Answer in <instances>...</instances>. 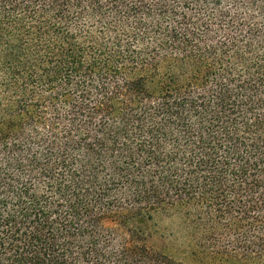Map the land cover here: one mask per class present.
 Segmentation results:
<instances>
[{"label": "trees", "instance_id": "obj_1", "mask_svg": "<svg viewBox=\"0 0 264 264\" xmlns=\"http://www.w3.org/2000/svg\"><path fill=\"white\" fill-rule=\"evenodd\" d=\"M0 264H264V0H0Z\"/></svg>", "mask_w": 264, "mask_h": 264}]
</instances>
